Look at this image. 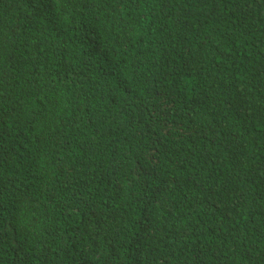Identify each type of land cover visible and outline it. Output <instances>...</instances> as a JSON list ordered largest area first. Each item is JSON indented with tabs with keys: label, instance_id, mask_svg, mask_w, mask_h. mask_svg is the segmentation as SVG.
<instances>
[{
	"label": "trees",
	"instance_id": "trees-1",
	"mask_svg": "<svg viewBox=\"0 0 264 264\" xmlns=\"http://www.w3.org/2000/svg\"><path fill=\"white\" fill-rule=\"evenodd\" d=\"M0 264H264V0H0Z\"/></svg>",
	"mask_w": 264,
	"mask_h": 264
},
{
	"label": "clouds",
	"instance_id": "clouds-1",
	"mask_svg": "<svg viewBox=\"0 0 264 264\" xmlns=\"http://www.w3.org/2000/svg\"><path fill=\"white\" fill-rule=\"evenodd\" d=\"M100 1L107 2V0H100ZM78 27L81 28L86 34V36L82 42H88L94 34L93 18H82V19H80L78 21Z\"/></svg>",
	"mask_w": 264,
	"mask_h": 264
}]
</instances>
